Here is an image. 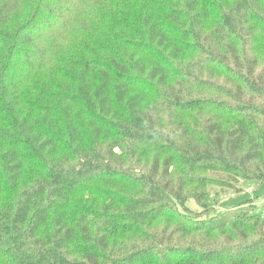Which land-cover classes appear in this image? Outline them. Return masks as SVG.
Segmentation results:
<instances>
[{
  "label": "trees",
  "instance_id": "trees-1",
  "mask_svg": "<svg viewBox=\"0 0 264 264\" xmlns=\"http://www.w3.org/2000/svg\"><path fill=\"white\" fill-rule=\"evenodd\" d=\"M90 2L0 0V264H264V0Z\"/></svg>",
  "mask_w": 264,
  "mask_h": 264
},
{
  "label": "rangeland",
  "instance_id": "rangeland-1",
  "mask_svg": "<svg viewBox=\"0 0 264 264\" xmlns=\"http://www.w3.org/2000/svg\"><path fill=\"white\" fill-rule=\"evenodd\" d=\"M106 1V2H104ZM114 0H91L87 8H84L80 11V19L84 24L85 28L90 29L92 25L96 22V25L99 20H101L103 13L108 10V3L113 2ZM103 21H101V24ZM69 46L66 45V40L60 41L58 43L59 53L65 49H73L79 47L82 42L79 39H76L75 36L69 38ZM58 51L53 52L51 56L55 58ZM210 193L206 198L207 204L217 211L228 210L230 201L235 203L246 204L248 203L249 198L256 197V201L259 204V210L263 214L264 212V182H259L255 180H243L233 189H224L217 186H212L210 188ZM189 208L202 211L203 208L198 206L195 200L191 199L188 201ZM223 212V211H222Z\"/></svg>",
  "mask_w": 264,
  "mask_h": 264
},
{
  "label": "built area",
  "instance_id": "built-area-1",
  "mask_svg": "<svg viewBox=\"0 0 264 264\" xmlns=\"http://www.w3.org/2000/svg\"><path fill=\"white\" fill-rule=\"evenodd\" d=\"M263 217H264V212H263Z\"/></svg>",
  "mask_w": 264,
  "mask_h": 264
}]
</instances>
